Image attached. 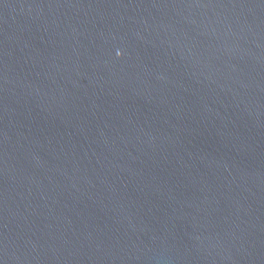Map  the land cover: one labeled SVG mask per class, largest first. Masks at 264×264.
Segmentation results:
<instances>
[{
    "label": "water",
    "instance_id": "95a60500",
    "mask_svg": "<svg viewBox=\"0 0 264 264\" xmlns=\"http://www.w3.org/2000/svg\"><path fill=\"white\" fill-rule=\"evenodd\" d=\"M0 264H264V0H0Z\"/></svg>",
    "mask_w": 264,
    "mask_h": 264
}]
</instances>
